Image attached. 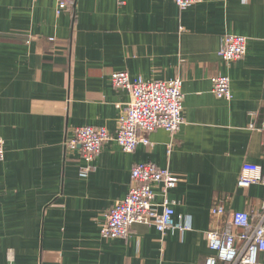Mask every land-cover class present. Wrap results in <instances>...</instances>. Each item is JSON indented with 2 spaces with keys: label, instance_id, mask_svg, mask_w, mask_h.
Wrapping results in <instances>:
<instances>
[{
  "label": "crops",
  "instance_id": "1",
  "mask_svg": "<svg viewBox=\"0 0 264 264\" xmlns=\"http://www.w3.org/2000/svg\"><path fill=\"white\" fill-rule=\"evenodd\" d=\"M75 2L58 14L55 0H0V264H205L206 233L221 227L211 209L255 221L264 200V186H236L244 164L264 176V0L182 10L172 0ZM227 35L247 39L246 55L230 64L220 56ZM115 72L130 82L181 80L184 123L151 132V146L129 154L105 143L82 176L80 150L65 143L82 126L116 133L130 96L112 87ZM218 74L230 101L211 93ZM139 163L175 175L173 219L188 230L136 224L125 239L101 238Z\"/></svg>",
  "mask_w": 264,
  "mask_h": 264
},
{
  "label": "built area",
  "instance_id": "2",
  "mask_svg": "<svg viewBox=\"0 0 264 264\" xmlns=\"http://www.w3.org/2000/svg\"><path fill=\"white\" fill-rule=\"evenodd\" d=\"M58 14L76 0H55ZM178 9L198 5L203 0H172ZM247 39L238 35H227L220 41V56L226 64L242 59L247 52ZM114 89L125 90L130 96L129 104L118 119L116 133L112 136L105 127L82 126L74 130L72 139L66 141L67 150H80L82 160L87 164L80 169L86 176L90 166L99 155L102 146L110 141L118 144L122 152L132 153L138 145L151 146L148 135L155 130L174 134L184 123L182 119L183 94L179 79L165 82H132L126 72H115L110 76ZM211 93L217 100L230 101L229 79L221 74L210 79ZM169 153V151H168ZM4 142L0 138V162L4 159ZM131 184L125 198L107 213L100 236L104 239H125L136 224L155 227L164 234L171 230L186 231L189 227L175 223L173 201L168 194L178 183L172 172L160 169L154 164L139 163L131 170ZM161 192V202H154L153 186ZM264 186V176L257 165L244 164L236 186L250 188ZM251 220L248 212L230 213L224 219L225 209L214 206L210 215L221 222V227L206 233L208 249L212 253L205 264H262L264 254V200Z\"/></svg>",
  "mask_w": 264,
  "mask_h": 264
}]
</instances>
